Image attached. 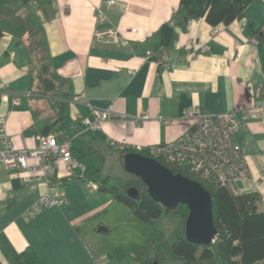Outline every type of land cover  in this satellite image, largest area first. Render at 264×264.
I'll list each match as a JSON object with an SVG mask.
<instances>
[{"label": "crops", "instance_id": "1", "mask_svg": "<svg viewBox=\"0 0 264 264\" xmlns=\"http://www.w3.org/2000/svg\"><path fill=\"white\" fill-rule=\"evenodd\" d=\"M103 1L0 0V117L10 136L22 148L36 147L42 136L69 138L88 166L80 177L58 162L61 206L41 205L48 185L35 158L27 171L0 169L2 264H147L153 222L139 220L105 188L132 183L117 184L123 150L110 141L125 140L128 152L172 141L191 127L192 108L236 110L249 167L239 187L257 193L264 210V41L255 43L249 30L264 35V0H244L241 19L217 26L178 14L180 0H115L100 21ZM108 28L127 43L107 42L99 33ZM167 49L165 67L157 54ZM43 59L58 77L51 91L41 84ZM95 109L111 117L91 129L82 118ZM22 255L27 262H18ZM162 255L159 249L148 261Z\"/></svg>", "mask_w": 264, "mask_h": 264}, {"label": "built area", "instance_id": "2", "mask_svg": "<svg viewBox=\"0 0 264 264\" xmlns=\"http://www.w3.org/2000/svg\"><path fill=\"white\" fill-rule=\"evenodd\" d=\"M115 0H104L97 9L100 21L106 20L103 6L112 5ZM107 42L127 43V39L115 28H108L99 33ZM258 43V39H253ZM147 55H155L147 50ZM163 66L170 64L172 53L167 49L157 54ZM187 114L195 118L191 127L176 139L160 144L138 147V151H145L148 156L164 159L166 162L189 169L193 174L212 183L215 186L226 187L233 193H241L239 182L249 178V167L242 144L237 139L241 128V120L236 110L208 113L199 108H192ZM93 118L83 117L82 123L91 129H98L102 122L111 117L108 109L93 110ZM264 115V109H261ZM149 119L147 113L141 115ZM111 146L119 149H129L130 145L124 140L110 141ZM136 148V147H134ZM37 160V167L42 170L41 177L48 185V191L41 197V205L61 206L64 204V191L54 182L57 164L62 161L65 169L71 175L76 170L83 177L88 172V166L72 151V140H59L55 135L42 136L39 144L34 148L19 147L10 136L6 119L0 117V169L23 172L30 169L29 159ZM40 179V176L38 177ZM216 239L213 238L212 242ZM96 264V263H94Z\"/></svg>", "mask_w": 264, "mask_h": 264}, {"label": "trees", "instance_id": "3", "mask_svg": "<svg viewBox=\"0 0 264 264\" xmlns=\"http://www.w3.org/2000/svg\"><path fill=\"white\" fill-rule=\"evenodd\" d=\"M244 10V0H180L178 14L189 19H204L209 24L217 26L220 23L229 24L236 19H241ZM249 30L256 39L264 41V35L259 34V31H253L251 28ZM2 35L3 31L0 29V38ZM41 75H43L41 84L44 89L53 90L58 77L45 59L41 65ZM126 150L120 153L123 163ZM132 151L136 152V150ZM139 152L148 155L145 151ZM159 161L174 173H182L199 181L211 193L214 222L218 229L214 237L215 242L197 244L188 241L185 235V223L189 214L187 205L180 203L175 208H166L149 195L147 186L140 178H137L135 182L127 183L122 190L116 186L105 188L113 192L143 222H154L161 217L164 210L179 214L183 222V234L172 242V251L183 257V264H216V252L222 264H264V210H258L257 193L235 194L226 187L215 186L198 177L185 167L168 163L164 159ZM132 184L140 189L138 199L127 194V188ZM18 262H27L24 260V255L19 257ZM0 264H2L1 261Z\"/></svg>", "mask_w": 264, "mask_h": 264}, {"label": "water", "instance_id": "4", "mask_svg": "<svg viewBox=\"0 0 264 264\" xmlns=\"http://www.w3.org/2000/svg\"><path fill=\"white\" fill-rule=\"evenodd\" d=\"M124 167L140 178L147 186L149 195L166 208H175L180 203L187 205L189 214L185 223V235L188 241L197 244L211 243L218 233L214 222L213 199L199 181L182 173H174L158 159L140 152L126 153ZM127 194L138 199L140 189L132 184L127 188ZM99 230H105V227H99Z\"/></svg>", "mask_w": 264, "mask_h": 264}, {"label": "rangeland", "instance_id": "5", "mask_svg": "<svg viewBox=\"0 0 264 264\" xmlns=\"http://www.w3.org/2000/svg\"><path fill=\"white\" fill-rule=\"evenodd\" d=\"M116 175V176H115ZM114 176L117 180V184H125L127 182H135L137 177L128 172L124 165L120 166L118 173ZM125 185H123L124 188ZM151 232L148 238L146 237V243L143 248V252L147 259V264H177L176 254L172 251V242L178 236L183 234V222L181 216L175 212H167L164 210L161 217L154 220L151 224ZM164 253V257L161 259H154L150 263L148 260L156 255L158 250ZM218 264H221V260L217 258Z\"/></svg>", "mask_w": 264, "mask_h": 264}]
</instances>
